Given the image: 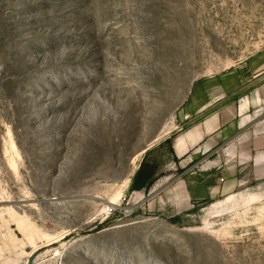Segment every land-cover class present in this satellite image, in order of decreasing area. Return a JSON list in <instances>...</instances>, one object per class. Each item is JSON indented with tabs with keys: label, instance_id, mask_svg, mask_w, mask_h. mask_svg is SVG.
I'll list each match as a JSON object with an SVG mask.
<instances>
[{
	"label": "rangeland",
	"instance_id": "374dc122",
	"mask_svg": "<svg viewBox=\"0 0 264 264\" xmlns=\"http://www.w3.org/2000/svg\"><path fill=\"white\" fill-rule=\"evenodd\" d=\"M258 58L264 0H0V264H264V149L170 180L165 143Z\"/></svg>",
	"mask_w": 264,
	"mask_h": 264
},
{
	"label": "crops",
	"instance_id": "0c3cea01",
	"mask_svg": "<svg viewBox=\"0 0 264 264\" xmlns=\"http://www.w3.org/2000/svg\"><path fill=\"white\" fill-rule=\"evenodd\" d=\"M258 61H261V58L239 64L233 71V83H222L219 87V95L212 93L206 101L189 99L183 105L187 124L180 132L173 134L172 159L167 166L170 172L167 178L177 167L183 168L186 174L192 166L199 171H205L214 167L216 163L221 164L219 160H231L240 154L242 149H249V153L251 150L264 149V116L250 114L251 107L257 105L260 99L264 103V88H249L264 74V65L259 68L254 66ZM246 88L249 89L245 90ZM242 90L245 91L238 100L224 103L228 97ZM257 91L260 97L257 96ZM202 115L204 117H200ZM191 118L195 120L191 122ZM215 153L218 156L215 160H211L209 156ZM168 179L171 180V178ZM172 180L182 185L180 193L185 199H191V190L195 187L203 186L201 181L186 184L189 180L188 175L172 178ZM142 191L133 192L141 193Z\"/></svg>",
	"mask_w": 264,
	"mask_h": 264
},
{
	"label": "trees",
	"instance_id": "16d2710c",
	"mask_svg": "<svg viewBox=\"0 0 264 264\" xmlns=\"http://www.w3.org/2000/svg\"><path fill=\"white\" fill-rule=\"evenodd\" d=\"M174 135L165 140V143L171 144V140ZM172 151V147H171ZM147 156V155H146ZM158 164L156 161H148L146 157L141 162L138 170L132 178L129 190L130 191H140L145 190L148 191L155 180L158 177ZM208 200H204L201 202L202 204L207 203Z\"/></svg>",
	"mask_w": 264,
	"mask_h": 264
},
{
	"label": "bare ground",
	"instance_id": "6f19581e",
	"mask_svg": "<svg viewBox=\"0 0 264 264\" xmlns=\"http://www.w3.org/2000/svg\"><path fill=\"white\" fill-rule=\"evenodd\" d=\"M121 194V193H120ZM120 194L119 195H117L115 198H113L112 200H110V202L111 203H116V200L118 199V197L120 196ZM232 197L231 196H229L228 198H227V200H229V199H231Z\"/></svg>",
	"mask_w": 264,
	"mask_h": 264
}]
</instances>
